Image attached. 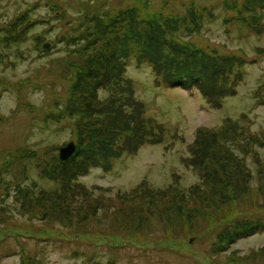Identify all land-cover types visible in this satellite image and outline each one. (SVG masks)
Masks as SVG:
<instances>
[{"label":"rangeland","instance_id":"rangeland-1","mask_svg":"<svg viewBox=\"0 0 264 264\" xmlns=\"http://www.w3.org/2000/svg\"><path fill=\"white\" fill-rule=\"evenodd\" d=\"M75 1L0 0V28L19 14L28 12L32 6L36 9L30 15L44 20L31 28L25 45L18 50H5V55L8 54L6 63L0 61V176L4 157L12 153L22 154V150L28 149L39 152L34 162L25 160L21 166L15 167L19 178L5 174L1 179L0 264H26L24 256L27 255L32 257L28 264H264V254L256 257L259 260L251 258L257 251L264 252V231L239 238L228 251L216 254V234L202 233L197 226L199 213H204L209 221L214 222L218 215L214 212V197L222 198L226 205H238L237 211L230 216L232 220L239 216H261L258 212L255 214L246 210L239 203L247 196L243 182L246 175L233 163L235 159L215 161L220 171L213 168L209 170V175L202 177L193 165L196 163L206 172V167L200 165L211 155L209 152L215 143L212 133L198 135L200 126L219 129L224 119H238L246 115L252 132L264 135V104H261L264 101V54L258 51H264V34H254L241 25H227L226 13L221 7L215 11L217 21L207 24L201 39L225 46L221 48L224 53L246 55L251 60L259 58L258 63L243 68L245 78L238 85L236 96L228 98L221 110L214 109L199 90L190 92L157 85L152 67L148 63L139 65L133 57L128 62L127 75L137 81V97L145 104L147 117L160 123L168 133L164 143L145 145L133 156L123 155L113 161L109 172L99 168L81 176L79 182L90 190L96 187L107 189L92 190L90 202L81 196L55 198L54 195L44 196L29 189H33L34 184H38L39 191L58 189V184L43 178L37 165L41 163L40 157L51 161L68 143L73 141L77 146L71 123L46 124L43 113L50 109V112L53 111V92L65 94L79 67L80 59L77 57V61L74 58L70 63V60L65 62L66 58L58 59L65 54L63 44L58 40L70 32L67 20L58 10L65 6L69 19L77 17L79 7L83 5H77ZM199 1L206 4L209 0ZM99 2L108 11L123 8L128 3L122 0ZM40 35L52 43L49 50L42 49L41 45L37 47L38 43L33 38ZM58 60H62V67L66 63L67 74L71 78L65 80L57 74ZM4 83H9L10 87ZM23 84H27L26 88L18 91L17 87ZM257 149L264 158V150ZM236 152L245 158L255 177L259 175L258 162L255 163L253 156L247 158L239 150ZM224 168L228 175L225 183L218 176ZM6 182L14 188L18 184L24 188L12 187L8 190L10 186L5 185ZM259 183L254 179V187L260 188ZM171 187L181 191H173ZM8 193L24 196L16 202L6 196ZM29 198L34 201L27 202ZM22 203L30 205V208L23 207ZM84 208L89 209L91 215L85 226L76 222L67 227L61 222L59 216L62 214L69 215ZM171 211L177 213L174 222L160 219L170 215ZM156 216H159L158 221H155ZM150 218L154 220V225L149 233L154 235L146 236L144 227L137 226V223H145ZM125 221L136 225L128 227L131 233L127 238L118 237L115 231L121 232L119 225ZM204 222L201 221L202 225Z\"/></svg>","mask_w":264,"mask_h":264},{"label":"trees","instance_id":"trees-1","mask_svg":"<svg viewBox=\"0 0 264 264\" xmlns=\"http://www.w3.org/2000/svg\"><path fill=\"white\" fill-rule=\"evenodd\" d=\"M122 1L128 3L123 8L108 11L99 0H86L84 3L83 0H76L75 3L83 7H79V15L71 19L68 18V10L65 6L58 10L70 27V32L58 40L65 50L63 57L58 59L66 58L65 62L70 60L68 62L70 63L77 57L80 62L75 70L77 72L71 71L75 75L65 94L53 92L55 100L53 111L50 112L51 109L43 111L46 116L44 121L46 124L71 123L74 127L78 151L68 162H62L58 158L59 154L51 161L42 160L40 157L41 163L37 165L41 169L43 178L58 184V189L53 190L54 192L41 189L39 191L38 184H34L33 189L29 188L34 193L37 191L41 195L45 194L44 196L54 195L55 198L63 199L81 196L84 197L83 200L90 202L94 190L107 189L96 187L90 190L79 182L81 176L90 174L92 169L102 168L109 172L112 170L113 161L121 159L123 155L133 156L145 145L156 146L164 143L168 133L160 123L152 117H147L146 106L137 97V81L127 75V66L131 58L135 57L139 65L148 63L152 67L157 85L173 89L182 88L190 92L199 90L208 105L218 110H221L228 98L237 95L238 85L245 78L243 68L259 61L258 57L251 60L246 55L224 53L221 48L225 46L221 44L218 46L210 40L204 41L201 37L207 24L217 21L218 17L215 14L217 7L223 8L226 13L227 25L231 23L241 25L252 30L254 34L263 36L264 0H209L206 4H202L199 0ZM35 9V6L30 7L28 12L19 14L17 18L0 28V61L4 62L8 57V54L5 55V50L12 48L18 50L25 45L31 28L44 21L30 15ZM54 11L56 14V10ZM40 45L42 48V41L38 42L37 47ZM258 51L264 54V51ZM61 61H57V74L65 80L71 78V75L67 74L66 63L64 62L65 66L62 67ZM4 84L10 87L9 83ZM26 86L27 84H23L17 87V90L25 89ZM23 106L28 107V105ZM224 120L219 129H209L204 126L197 129L198 135L202 132L214 134L215 143L209 152L211 155L200 165L206 167V172L196 163L193 165L202 177L209 175L211 173L209 170L213 168L220 171L215 161L235 159L233 163L238 166L239 171H245L246 175L243 182L247 196L239 203L241 202V206L246 210L255 214L258 212L261 216H252V218L239 216L236 221L232 220L230 216L232 212L237 211L238 205L235 206L233 203L226 205L222 198L214 197L213 201H216L214 212L218 213L214 222L209 221L204 213H199L197 226L202 233L207 231L210 232L209 234H216L214 245L216 254L228 251L239 238L264 231V158L257 149L259 147L264 150V135H255L252 132L250 124L246 122L249 120L246 115L238 119ZM237 150L244 153L247 158L253 156L255 163L258 162L259 175L255 177L249 165L245 163V158H241ZM37 153L39 152L28 149V151L22 150V154L12 153L4 157L0 180L5 174L19 178L15 167L21 166L25 160L34 162ZM231 166L234 167L233 164ZM225 171L224 168V172L218 173V176L224 180L223 183L228 177ZM254 179L260 181L258 184L260 188L254 187ZM5 185L10 186L8 190H12L13 185L7 182ZM17 188L20 190L24 187L22 184L13 187V189ZM173 191L181 190L173 189ZM6 196L19 202L24 195L8 193ZM33 201L34 199H27V202ZM23 207L29 209L30 205L23 204ZM89 211L84 208L59 217L67 227L76 222L79 226H85L91 219ZM26 213L27 210L25 215ZM176 214L171 211L170 215L160 219L174 222L177 218ZM50 218L54 219V217ZM66 218L70 221H64ZM158 218L159 216H156L155 221H158ZM200 220L205 221L204 225ZM153 221L150 218L145 223H137V226L144 227V235H154L149 233L154 225ZM122 224L119 225L121 232L116 230L115 234L127 238L131 233L128 227L136 224L126 221ZM165 229L169 230L166 227ZM161 230L164 231V228L162 227ZM263 254V250L257 251L251 255V258L259 260L256 257ZM24 257L25 261L32 259L28 256Z\"/></svg>","mask_w":264,"mask_h":264},{"label":"water","instance_id":"water-1","mask_svg":"<svg viewBox=\"0 0 264 264\" xmlns=\"http://www.w3.org/2000/svg\"><path fill=\"white\" fill-rule=\"evenodd\" d=\"M35 39L37 42H39L43 38H42V36H40V37H36ZM50 47H51V44H49V43H46L44 45V49H46V50H49ZM77 149L78 148H77L75 142L69 143L66 147L61 148L60 159L64 162H66L67 159L72 157L77 152Z\"/></svg>","mask_w":264,"mask_h":264}]
</instances>
